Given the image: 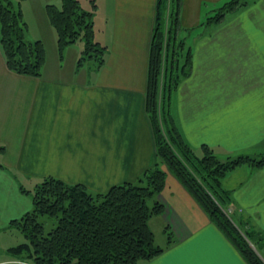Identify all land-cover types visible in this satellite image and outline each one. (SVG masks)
I'll use <instances>...</instances> for the list:
<instances>
[{
  "label": "crops",
  "instance_id": "obj_1",
  "mask_svg": "<svg viewBox=\"0 0 264 264\" xmlns=\"http://www.w3.org/2000/svg\"><path fill=\"white\" fill-rule=\"evenodd\" d=\"M25 1L15 2L22 16L41 25L26 39L42 42V29L53 27L45 8L51 1L38 0L33 18L35 8ZM78 1L99 13V20L92 18L94 39L106 48L102 65L90 66L91 73H79L76 55L68 75L61 64L60 72L47 76L17 74L0 44V233L20 232L11 221L33 207L30 189L36 184L26 188L22 179L52 177L102 193L135 182L158 162L145 110L157 0H83L89 7ZM225 1H181L177 38L190 47L191 66L170 96L184 141L198 156L207 145L220 160L264 152V0L206 24ZM229 174L236 185H221L230 193L232 221L261 238L264 252V167L243 165ZM156 199L163 209L148 225L153 233L156 218L163 244L155 245L162 251L137 264H249L169 172ZM19 241L25 242L19 235L1 237L0 264H33L12 253Z\"/></svg>",
  "mask_w": 264,
  "mask_h": 264
},
{
  "label": "trees",
  "instance_id": "obj_2",
  "mask_svg": "<svg viewBox=\"0 0 264 264\" xmlns=\"http://www.w3.org/2000/svg\"><path fill=\"white\" fill-rule=\"evenodd\" d=\"M181 1L157 0L149 48L145 110L153 128L158 162L135 182L116 184L102 193H92L82 184L44 178L30 191L32 209L10 223L26 240L12 247V253L25 254L33 264H137L156 256L162 248L155 245L148 221L162 212L163 205L156 197L169 172L249 264H264L262 239L234 224L230 193L221 185L226 173L239 166L264 167V152L220 160L203 144L198 156L182 138L170 111L171 93L191 66L190 47L184 38H177ZM255 1H225L205 22L220 23L230 11ZM45 8L57 32L58 49L62 52L82 39L80 60L86 53L92 57L91 66L99 68L106 48L94 39L92 12L83 9L78 0H61L59 7L47 4ZM22 19L19 2L0 0V44L6 65L17 74L37 77L45 61L44 45L25 38L27 27ZM40 216L54 220L50 231H44Z\"/></svg>",
  "mask_w": 264,
  "mask_h": 264
},
{
  "label": "rangeland",
  "instance_id": "obj_3",
  "mask_svg": "<svg viewBox=\"0 0 264 264\" xmlns=\"http://www.w3.org/2000/svg\"><path fill=\"white\" fill-rule=\"evenodd\" d=\"M14 3L17 0H12ZM38 0H30V1H25L26 5L25 6H29L30 8H35V10H33V13L31 14V16L29 17H35L37 14H39V12L36 11V4H37ZM51 4L55 3L54 5L56 6H60V0H50ZM83 1V0H82ZM229 1V0H227ZM43 0L41 1L42 4ZM83 6L89 7L88 3H86L85 1L82 2ZM223 4V2L219 5L221 6ZM217 6V7H219ZM23 21L26 24V31H25V38L28 36V32L30 33L32 30H36L37 32H40L41 30V25L39 23H37V26L33 24V22L28 21L26 19H30V18H26L24 17L23 14ZM96 17V13L95 11H93L92 13V18ZM25 18V19H24ZM96 19L99 20V13H97V17ZM228 19V18H226ZM52 26V25H51ZM42 36V43L44 44V48L45 50V61L44 64L42 65L41 68V76H47V73H54L57 72V69L59 68V72H60V64L62 65V74L64 75H68V73H72L73 72V58L78 55L77 57V64L76 66L80 67V72L79 73H91L92 71L90 70V66L93 65L91 63V58L92 57H88V55L86 53H83V58L84 60H80L82 57V51L84 48V41H82V39H78L77 41H75L73 44L69 45L66 49L64 50V52H61L58 47L56 46L57 43V32L54 29V27H51V30L49 32H45V29H42V32L40 33ZM167 50V48H166ZM171 51V48L168 47V51H166L169 53ZM61 52V53H60ZM165 50L163 51V56H164ZM71 56L73 58H71ZM90 58V59H89ZM79 61V64H78ZM81 62V63H80ZM218 157V156H217ZM223 160V159H222ZM225 160V159H224ZM231 172V171H230ZM229 172L221 179V183L223 182V184H227L229 186H231V182H233V185H236V183L234 181L235 178H232V180L229 179ZM27 180V181H26ZM23 180L22 179V183L26 188H31L32 186H34L35 184H39L40 182H42L43 178L41 177H37V178H31V179H26ZM32 190V189H30ZM152 201H149V204H151ZM40 221H43L44 224V231L48 232L52 229V227L54 226V220L51 218H48L47 216H40L39 217ZM157 221L156 218H153V220L151 221V228L153 230L154 236H155V241L156 243H158L159 245L163 244V238H161L160 236V232H158L160 229L156 228V224H154V222ZM16 235H19L21 238H23L24 241L25 237L23 236L22 233L17 232L16 230H12V231H7L6 233H0V239L1 237H9V238H16ZM20 243V241H19ZM4 243H0V246H3ZM250 245L252 246V244L250 243ZM25 257L26 255L23 254Z\"/></svg>",
  "mask_w": 264,
  "mask_h": 264
}]
</instances>
